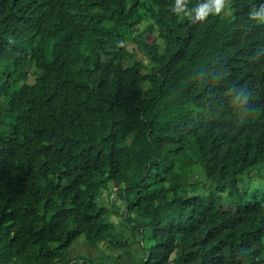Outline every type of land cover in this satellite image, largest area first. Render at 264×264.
Instances as JSON below:
<instances>
[{
  "label": "trees",
  "instance_id": "obj_1",
  "mask_svg": "<svg viewBox=\"0 0 264 264\" xmlns=\"http://www.w3.org/2000/svg\"><path fill=\"white\" fill-rule=\"evenodd\" d=\"M205 4L0 0V262L264 264V0Z\"/></svg>",
  "mask_w": 264,
  "mask_h": 264
},
{
  "label": "rangeland",
  "instance_id": "obj_2",
  "mask_svg": "<svg viewBox=\"0 0 264 264\" xmlns=\"http://www.w3.org/2000/svg\"><path fill=\"white\" fill-rule=\"evenodd\" d=\"M146 84L144 83V85L143 86H145ZM104 199L106 200V201H108L109 200V205H112V203L114 202L115 204H116V206L117 205H119L120 203H121V201H120V199H119V197H118V195H117V192H116V190L115 189H113L112 190V193H111V195L109 196L108 195V193H106L105 195H104ZM113 219H115V221H117V217L116 216H113ZM124 235L125 236H129V235H131L130 234V232L129 231H125L124 232ZM105 245H102V246H100V249H97V248H95V247H93V246H91L85 239H84V237H82L81 239H79L73 246H72V248H70L69 249V251H70V255L71 256H77V255H79V254H86V255H89V254H92V256L94 257V259L95 260H99V256L101 255V253H102V250H104L105 251ZM108 255V253H105V252H103V256H107ZM109 260L110 259H108L107 260V262H109Z\"/></svg>",
  "mask_w": 264,
  "mask_h": 264
},
{
  "label": "clouds",
  "instance_id": "obj_3",
  "mask_svg": "<svg viewBox=\"0 0 264 264\" xmlns=\"http://www.w3.org/2000/svg\"><path fill=\"white\" fill-rule=\"evenodd\" d=\"M224 9H225V0H212V7H209V5L206 4L199 5L198 7H195L188 12H184L182 10L181 13L191 17L194 12L197 20L203 21L210 13L219 15ZM250 18L257 22H264V5L261 6L259 12L251 13Z\"/></svg>",
  "mask_w": 264,
  "mask_h": 264
},
{
  "label": "water",
  "instance_id": "obj_4",
  "mask_svg": "<svg viewBox=\"0 0 264 264\" xmlns=\"http://www.w3.org/2000/svg\"><path fill=\"white\" fill-rule=\"evenodd\" d=\"M0 264H3L2 262H0Z\"/></svg>",
  "mask_w": 264,
  "mask_h": 264
}]
</instances>
